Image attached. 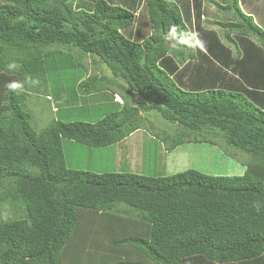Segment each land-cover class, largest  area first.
I'll use <instances>...</instances> for the list:
<instances>
[{
	"label": "trees",
	"instance_id": "obj_1",
	"mask_svg": "<svg viewBox=\"0 0 264 264\" xmlns=\"http://www.w3.org/2000/svg\"><path fill=\"white\" fill-rule=\"evenodd\" d=\"M175 1L0 0V264H264V12L255 17L239 0H222L220 34L203 24L204 0ZM170 24L199 32L206 47L166 55ZM53 45L96 57L138 94L136 106L112 96L100 117L90 109L89 120L54 118L35 130L29 97L38 105L43 96L53 112L52 101L94 103L110 82L84 77ZM13 62L20 67L9 71ZM63 75H75L74 84ZM29 76L40 83L24 93L6 87ZM135 109L176 125L174 135L149 126L164 155L217 141L244 153L243 174L71 166L66 150L112 147L144 128L139 113L123 124Z\"/></svg>",
	"mask_w": 264,
	"mask_h": 264
},
{
	"label": "rangeland",
	"instance_id": "obj_2",
	"mask_svg": "<svg viewBox=\"0 0 264 264\" xmlns=\"http://www.w3.org/2000/svg\"><path fill=\"white\" fill-rule=\"evenodd\" d=\"M85 1L91 2L92 0H83L82 3L81 0H78V3L86 5ZM180 1L181 0L177 2L176 0L175 2L181 5ZM184 1L187 2L186 0ZM184 1H182V3H184ZM188 1L189 3H192L191 0ZM204 2H205L204 3L205 11L206 13L208 12V15L206 14L202 16V19H205L203 22L204 26L213 29L221 34L222 26L216 24L215 20L226 19L225 16L223 15L221 16L220 11L218 10V6L222 3V0H214L213 2H206L204 0ZM253 4L256 5L255 7H257L256 8L257 10L259 9L264 10V0H246V3L244 5L241 4V6L246 13L253 14V16L256 17V11L254 9ZM80 8H82V6H80ZM227 16L228 18H230V15ZM255 19L256 22L259 23L258 18ZM134 26L135 24L133 25V27L130 28V30H128L129 32L127 31L126 35L128 37H130V35L134 33ZM262 27L264 26L262 25ZM147 31H149V27H147ZM48 50L54 52L61 50L65 54L68 53L69 55H71L72 60L77 63L78 65L77 67L78 69H80V72L81 73L87 72V74L84 75V77H88L91 75H96L99 77L103 75L106 76L110 80V82L107 83V88L102 91L103 94H101L100 98L95 99L94 103L93 101H91V99L88 102H85L87 100L84 99L83 103L81 102V100L78 99L77 106L65 107L64 105L66 104V102L59 103V101L58 102L52 101L51 104L54 105L56 109L60 110V114H58V116H56L55 114L56 111L53 110L52 112L51 110L46 109L49 108L48 107L49 103H47L46 101L45 103L48 105H46L43 108V102H42L43 96L39 98L40 101L39 103H37L40 109L38 105H36L35 103L31 105L33 100H37V98L29 97L28 100H26L25 105L27 110L32 115V126L35 130L40 131V129L46 127L54 118H60L63 121L89 120L87 119V113L90 109L96 111V115L99 117L101 114L104 115L105 111L103 112V110L101 109L104 107L101 104L104 103L109 104L110 99H112L111 91H116L121 96L120 97L119 95L113 94L116 102L119 103L120 105L121 104L126 105L128 103L129 105L136 106L137 104L136 101L140 98L138 94L133 92L132 90H129L122 78L120 77L114 78V76L111 75V72L96 57L85 56L83 52L77 47H58L57 45H53L49 47ZM93 59H95L96 62L95 64H93L92 62ZM12 75H18V72ZM74 76L75 75H63L62 78L68 79L67 83L73 82L72 84L68 85V86H72L75 82L73 81ZM62 80L59 83L61 85H65V83ZM123 88H126L129 91L127 92ZM47 93L51 97H53L52 94L50 93V89H48ZM102 96L106 97L105 100H103ZM123 98H125L127 102H125ZM119 99L122 100V103L119 101ZM79 103H82V105H80ZM78 106L86 107L85 112L81 110V112L78 114L77 113L78 111L77 109H79ZM98 106L99 107L102 106L100 107L99 111H98L99 108ZM137 113L142 115V117L145 119V123L143 124V126L145 127L140 129V132L137 135L138 141L136 142L135 145L138 148L137 155H134L133 150L131 151V149H129L126 150V152L123 151L121 157L119 156L120 155L119 151L114 146L106 147V148H89L80 145L79 147L81 148L78 151H72L71 149L67 151L66 150L67 148L65 147L64 150H66L67 152L66 157L70 161H73L71 166L76 168H78L79 166V168L82 170H91L96 173L130 172V173H141L147 176H155V177L170 175L175 170L177 172H182L188 169H194L203 174L213 175V176L232 177V176H240L243 174L244 167L241 164L243 161L246 160V156L243 155L244 153L240 151H236V149L228 147L223 143L221 144L214 140L213 141L217 143L216 146L210 144H184L180 148H178L177 151L176 150L172 151L171 155L169 156L168 154L164 155L162 151V149L164 148L163 143H161L158 139H156L153 136V134L150 131H148L149 126L152 125L153 128L156 130H164L170 135H174V133L176 132V125H171L167 123L159 116V113L154 111L149 113H143L138 110ZM151 138L154 139V141H151ZM127 152L129 155H132L134 157V160H131L129 158V155H126ZM130 161L131 164H129ZM180 162H182L183 164L182 163L180 164ZM2 209L9 212L4 207H2Z\"/></svg>",
	"mask_w": 264,
	"mask_h": 264
},
{
	"label": "clouds",
	"instance_id": "obj_3",
	"mask_svg": "<svg viewBox=\"0 0 264 264\" xmlns=\"http://www.w3.org/2000/svg\"><path fill=\"white\" fill-rule=\"evenodd\" d=\"M165 41L168 44V49L166 55L172 56L176 53L184 51L186 48L192 50H200L206 47V41L203 40L199 32L182 30L179 25L170 24L167 33L165 34ZM20 67L19 64L13 62L7 65L9 71L16 70ZM40 82L38 79H33L32 77H26L25 81H11L6 87L17 94L24 93L26 91L25 84L30 87L38 85ZM114 102L115 97H114ZM117 103V102H116ZM119 104V103H118ZM122 105V104H121ZM57 110V109H54ZM252 207L259 212L262 207L260 201H253Z\"/></svg>",
	"mask_w": 264,
	"mask_h": 264
},
{
	"label": "crops",
	"instance_id": "obj_4",
	"mask_svg": "<svg viewBox=\"0 0 264 264\" xmlns=\"http://www.w3.org/2000/svg\"><path fill=\"white\" fill-rule=\"evenodd\" d=\"M240 1H241V4L242 5H244L245 3H246V0H239V3H240ZM255 3H256V1H255ZM241 4H240V6H241ZM254 5V4H253ZM256 5H254V9H256L257 7H255ZM241 8H242V6H241ZM242 10H243V8H242ZM244 11V10H243ZM259 11H263L264 12V10L263 9H259ZM245 12V11H244ZM246 13V12H245ZM248 14V13H247ZM256 20V19H255ZM264 24V23H263ZM113 94H115V95H119L116 91H111V96H113ZM120 96V95H119ZM121 97V96H120ZM139 132H140V129H138V130H136L135 132H133L132 134H130L127 138H125L124 140H122V141H120V142H118V143H116V144H114L113 146L114 147H116L117 148V150L119 151V153H120V155L119 156H121L122 157V154H123V151H125L126 152V150H129V149H131V151L133 150V153H134V155H137V153H138V148L135 146L136 145V142L138 141L137 139H138V137H137V135L139 134ZM136 136V137H135ZM135 138V139H134ZM182 146V145H181ZM181 146H178L175 150L177 151L178 150V148H180ZM132 147H133V149H132ZM175 150H173V151H175ZM118 153V154H119ZM126 155H129L128 154V152L126 153ZM169 155H171V153H169L168 154V156ZM129 158L131 159V160H134V157L132 156V155H129ZM184 159H185V157H184ZM129 164H131V161H130V163ZM177 171L175 170L172 174H174V173H176Z\"/></svg>",
	"mask_w": 264,
	"mask_h": 264
},
{
	"label": "water",
	"instance_id": "obj_5",
	"mask_svg": "<svg viewBox=\"0 0 264 264\" xmlns=\"http://www.w3.org/2000/svg\"><path fill=\"white\" fill-rule=\"evenodd\" d=\"M137 112H138V109H135L132 113H131V115L124 121V123L123 124H125V123H127L128 121H130L136 114H137Z\"/></svg>",
	"mask_w": 264,
	"mask_h": 264
},
{
	"label": "built area",
	"instance_id": "obj_6",
	"mask_svg": "<svg viewBox=\"0 0 264 264\" xmlns=\"http://www.w3.org/2000/svg\"><path fill=\"white\" fill-rule=\"evenodd\" d=\"M116 101V100H115ZM119 101L122 103V100L121 99H119Z\"/></svg>",
	"mask_w": 264,
	"mask_h": 264
},
{
	"label": "bare ground",
	"instance_id": "obj_7",
	"mask_svg": "<svg viewBox=\"0 0 264 264\" xmlns=\"http://www.w3.org/2000/svg\"><path fill=\"white\" fill-rule=\"evenodd\" d=\"M100 75V74H99Z\"/></svg>",
	"mask_w": 264,
	"mask_h": 264
}]
</instances>
